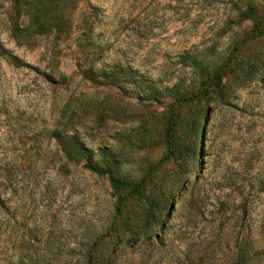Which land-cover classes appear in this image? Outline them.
Segmentation results:
<instances>
[{
  "label": "rangeland",
  "instance_id": "rangeland-1",
  "mask_svg": "<svg viewBox=\"0 0 264 264\" xmlns=\"http://www.w3.org/2000/svg\"><path fill=\"white\" fill-rule=\"evenodd\" d=\"M40 1L0 0V264H234L241 245L264 264V0H58L39 31ZM219 64L225 99L180 109L167 158V91Z\"/></svg>",
  "mask_w": 264,
  "mask_h": 264
},
{
  "label": "trees",
  "instance_id": "trees-1",
  "mask_svg": "<svg viewBox=\"0 0 264 264\" xmlns=\"http://www.w3.org/2000/svg\"><path fill=\"white\" fill-rule=\"evenodd\" d=\"M41 4L39 7H37L36 11V16L34 18V22L37 25V28L39 31L44 30L46 24L48 23V20L44 16L49 10V9H58V0H41ZM16 10L19 13L17 20H16V26L15 30L17 31H22L21 24H20V18H21V12L23 11V5L20 2H16L15 4ZM62 14V12H61ZM61 20H62V16ZM57 18H55V21L57 22V25H54L53 30L55 32V39L60 40L61 34L63 32V29H61L62 26H60L58 23ZM63 23V22H62ZM9 58L10 63L15 64L16 66H19V60L11 55L7 56ZM197 68V72L199 74V88L196 91L193 92H186V93H179L175 92L172 93V90H168L167 92H171L170 98H171V104L169 105V108L167 110V128H166V138H167V149H168V155L167 158H172L175 156V148H174V143H175V132L176 128L178 126L179 122V111L182 107L186 105L193 104L198 101L202 100H207L209 98L215 97L217 100L223 101L225 99V83H224V70H225V64H219L216 66H204V65H195ZM84 76L86 79L89 81L98 84V85H105V86H113L118 88L121 91H124L125 89L121 87L114 79H110L109 76L106 74L103 75V81L98 79V77L92 72H85ZM112 78V77H111ZM254 81L251 79V81ZM68 149L63 146V151L66 154V157L68 159L72 158H78L81 157L80 160L82 159L84 161V168L90 171L91 173L101 176V177H106L111 190L113 191L114 195L120 196L123 193L129 192V195L133 196H142L143 191L145 189V184L146 181L142 180L140 182H130L126 181L122 178H120L116 172L109 168V167H104L101 166L100 164L96 163L93 161L92 153L82 144V143H70L68 145ZM189 148V147H188ZM187 152L186 147L183 149L182 154ZM74 160V159H73ZM126 201V198L124 197H119L117 201V211H121L122 204ZM158 204L155 209H159ZM154 209L152 206V203L150 204L148 202V208ZM148 209V214L147 218L149 220H152V224L158 225L160 223V217L158 215H155ZM154 211V210H153ZM148 230L145 231L144 235H147ZM87 264H94V257L89 256L87 260ZM98 264H112L110 260H103L99 261ZM234 264H249V254L247 251V247L245 245H241L238 248L237 254L234 259Z\"/></svg>",
  "mask_w": 264,
  "mask_h": 264
}]
</instances>
